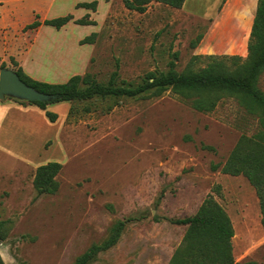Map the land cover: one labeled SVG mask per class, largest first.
<instances>
[{"label":"rangeland","instance_id":"obj_1","mask_svg":"<svg viewBox=\"0 0 264 264\" xmlns=\"http://www.w3.org/2000/svg\"><path fill=\"white\" fill-rule=\"evenodd\" d=\"M75 1L92 0H55L50 18L94 15L100 21L94 48L76 37L95 26L71 23L65 32L47 26L38 34L29 30L22 35L25 26L3 25L0 65L15 70L16 55L32 76L46 82L88 72L105 83L117 70L118 83L136 85L151 71H166L170 61L183 71L193 55L246 57L240 54L236 21L212 25L220 11L212 8V0H186L179 9L151 2L143 13L113 0L103 19L104 3L93 14L74 7ZM252 1L243 10L254 15ZM207 61L203 57L192 66ZM258 86L264 91V71ZM50 104L60 109V101ZM72 104L65 118L51 121L45 114L32 120L15 112L1 122L0 256L5 264H72L91 244L104 240L117 220H125L118 242L91 264H167L186 228L172 220L193 214L207 196L231 219L235 261L264 264L255 188L243 175L211 167L225 161L242 134L258 129L257 119L235 98H224L207 113L169 89L159 96ZM48 161L62 165L55 177L58 190L38 194L32 165Z\"/></svg>","mask_w":264,"mask_h":264},{"label":"trees","instance_id":"obj_2","mask_svg":"<svg viewBox=\"0 0 264 264\" xmlns=\"http://www.w3.org/2000/svg\"><path fill=\"white\" fill-rule=\"evenodd\" d=\"M124 7L143 13L151 2H159L173 8H181L185 0H122ZM97 0L81 2L77 7L96 10ZM73 20L72 14H66L42 22L35 19L25 25V29H34L41 23L61 28ZM77 24H95L94 20L78 18L73 20ZM96 32L85 36L80 43H92ZM201 38L192 42L194 47ZM247 56L242 59L238 55H193L187 67L178 72L174 62L170 61L166 71H151L142 82L133 85L121 80L117 81L118 72L114 70L105 83L97 81L88 72L74 74L66 81L50 83L36 80L24 72L17 65L15 71L27 84L34 86L42 92L55 96L50 101H26L14 99L21 103H33L45 109L46 105L58 101H69L71 113L74 101L90 99H105L108 97H140L144 95L159 96L166 90H171L193 109L207 113L215 109L224 98H235L244 110L255 117L258 129L251 135L242 134L234 147L230 150L225 161L212 164V169L219 168L222 173L230 175H243L255 188L260 222L264 227V91L258 86L261 73L264 71V0H257L253 16ZM207 58V64L194 68L192 64ZM5 67L4 64L0 68ZM46 116L56 119V114L45 110ZM210 149H213L209 146ZM61 163L49 161L36 167L33 176V186L38 194H54L58 190L56 176L61 170ZM172 222L185 225V232L180 244L175 248L167 264H260L255 260L235 261L232 247L234 229L231 219L212 196H207L197 210L182 218L173 219ZM125 220H117L109 234L100 243H93L87 250L78 255L72 264H91L99 252L113 247L119 240L124 229ZM2 221H0V229ZM0 239L4 235L0 231ZM0 264H5L0 256Z\"/></svg>","mask_w":264,"mask_h":264},{"label":"crops","instance_id":"obj_3","mask_svg":"<svg viewBox=\"0 0 264 264\" xmlns=\"http://www.w3.org/2000/svg\"><path fill=\"white\" fill-rule=\"evenodd\" d=\"M111 1L113 0H97V9H100L101 7V3H104V12L102 14V19L104 17V15H106L109 10L111 9ZM54 2L55 0H0V26L3 25H18V27H22L33 22L35 19H38L39 21H43L44 19H49L51 16L49 15V12L52 10L53 6H54ZM81 2H88V1H75L74 2V7H77L78 3ZM186 2V0H185ZM185 2L183 3V5L185 4ZM213 2V7H218L220 8L219 14L217 15V17L215 18V20L213 21V26L222 23L223 21H225L226 23H228L227 21H230V23L232 21H236L239 25L240 28L242 26V28L238 31V35L240 38L241 43L243 44L242 48H241V55H246L248 53L247 50V44H248V40H249V35H250V30H251V24H252V20H253V13H250L248 10H243L246 7V2L247 0H212ZM239 3L237 4V8L232 10L231 7L234 6V3ZM253 5L254 8L256 9V5H257V0H253ZM159 3V2H157ZM168 6V5H167ZM170 7V6H169ZM183 7V6H182ZM84 8V7H81ZM173 8V7H171ZM208 8V6L206 7ZM87 9V8H85ZM173 9H179V8H173ZM89 10V9H87ZM90 11V10H89ZM92 12V11H90ZM246 13V16L243 17V15ZM93 14H96L97 11L92 12ZM87 14H91V13H87ZM230 17V18H227ZM80 17H73L74 19H78ZM89 19L94 20L96 23L95 24H78L81 25L82 27H87V26H95V29L93 31H85V33H80V35H78L76 37V40L79 42L81 39H83L85 36H88L89 34L96 32H99V27L97 26V23H99L100 21H98L94 15H90ZM73 20L67 22L65 25H63L61 28L57 29L55 27V29H57V32H65L67 31L69 25L75 24L77 25V23H75ZM47 26L50 25H46L41 23L39 26H37L34 29H26L25 31L22 32V35H26L28 33L29 30H33L36 34L42 32V31H46L47 30ZM51 27V26H50ZM0 29L2 30V27H0ZM18 29V28H17ZM52 29V28H50ZM212 31L213 28L209 29ZM78 31H82V29H78ZM89 32V33H88ZM78 33V32H77ZM79 34V33H78ZM90 44V47L94 48V44L92 43H88ZM209 55V54H207ZM15 58L18 62V65H20L22 67V69L24 70L25 73H27L30 77L40 80V81H44L42 79H38L37 77H35L34 75H31V71L27 68H25L23 61L20 58H17L15 55ZM84 74V73H83ZM15 98H10V97H6L5 99H0V125L1 122L3 120H5L7 118L8 115H12L15 112H21L25 114V117L27 116V119H29V117L32 118V120L38 116L39 119H44L43 117L45 116V110L50 111V109H53L52 107H55L54 105L56 104H47L45 109L40 108L38 105L33 104V103H21L19 101H15ZM55 103V102H53ZM51 105V106H50ZM60 109H53L52 111L55 112L57 114V118L60 116H63L64 118L67 116L68 114V110L70 107V102H61L60 101ZM3 127L0 126V134L3 132ZM13 131V130H11ZM14 132L11 133V135H13ZM49 162V161H48ZM47 163V162H46ZM39 164V163H38ZM38 164H34L32 165L34 168V171L36 169L37 166H39ZM41 164H45V163H41Z\"/></svg>","mask_w":264,"mask_h":264},{"label":"water","instance_id":"obj_4","mask_svg":"<svg viewBox=\"0 0 264 264\" xmlns=\"http://www.w3.org/2000/svg\"><path fill=\"white\" fill-rule=\"evenodd\" d=\"M6 97L26 101H50L55 98L53 94L39 91L25 83L15 70L2 67L0 68V99Z\"/></svg>","mask_w":264,"mask_h":264}]
</instances>
